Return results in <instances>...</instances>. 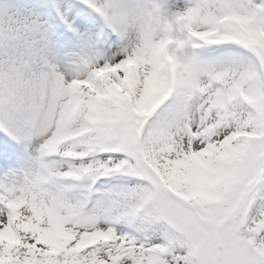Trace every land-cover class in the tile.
<instances>
[{"label": "snow or ice", "instance_id": "6c2138e0", "mask_svg": "<svg viewBox=\"0 0 264 264\" xmlns=\"http://www.w3.org/2000/svg\"><path fill=\"white\" fill-rule=\"evenodd\" d=\"M233 15L196 39L264 67V5ZM98 70L105 86L72 87L0 9V264H264V74L165 89L125 58Z\"/></svg>", "mask_w": 264, "mask_h": 264}, {"label": "clouds", "instance_id": "9594fccd", "mask_svg": "<svg viewBox=\"0 0 264 264\" xmlns=\"http://www.w3.org/2000/svg\"><path fill=\"white\" fill-rule=\"evenodd\" d=\"M168 3L169 0H153L151 8L137 10L101 6L110 7L112 14L107 19L113 28L122 33L121 49L112 58L124 55L130 69L147 66L150 78L165 89L189 80L198 81L199 86H203L213 67L225 65L238 75L253 72L264 74V67L254 60L251 63L223 64L190 54L199 48L211 46L196 39L198 35H203L213 27L223 29L237 22L233 12L239 9L241 0H186L183 8H169ZM108 65L105 63L103 67L107 69ZM85 68V73L76 76L57 71L77 89L81 85H106L108 71H99L98 67L87 62Z\"/></svg>", "mask_w": 264, "mask_h": 264}, {"label": "rangeland", "instance_id": "374dc122", "mask_svg": "<svg viewBox=\"0 0 264 264\" xmlns=\"http://www.w3.org/2000/svg\"><path fill=\"white\" fill-rule=\"evenodd\" d=\"M56 2L64 6L67 23L53 11L52 0H0V9L6 10L9 14L22 15L36 23L43 38L44 56L54 67H56L54 63L62 61L64 68H77L85 73V62L99 68L105 63L112 64L118 57L125 58L124 55H116L115 59L108 57L110 52L120 51L122 33L113 28L110 21L97 12L91 3H85L84 0H56ZM247 2L248 0H241V3ZM253 2L264 5V0H253ZM92 3L98 7L110 5L124 10H137L151 8L153 0H92ZM185 4L186 0H169L168 7L183 8ZM190 54L223 64L251 63L253 60L246 49L230 43L205 46ZM117 182L109 178L98 181L96 187L100 188L101 185L111 187ZM91 207L89 205V208Z\"/></svg>", "mask_w": 264, "mask_h": 264}, {"label": "bare ground", "instance_id": "6f19581e", "mask_svg": "<svg viewBox=\"0 0 264 264\" xmlns=\"http://www.w3.org/2000/svg\"><path fill=\"white\" fill-rule=\"evenodd\" d=\"M113 54H115L114 51L110 52L109 55H108V57L109 58H112L113 57ZM55 59H54V61H55ZM54 65L56 66V68L59 71L64 72V73H67L69 75L76 76V75L82 74V72L80 70H77V68H71V67H65L64 68V66L62 65V61L61 62H56V63H54Z\"/></svg>", "mask_w": 264, "mask_h": 264}]
</instances>
